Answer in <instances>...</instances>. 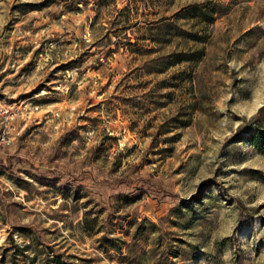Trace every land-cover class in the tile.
I'll use <instances>...</instances> for the list:
<instances>
[{
  "label": "rangeland",
  "instance_id": "obj_1",
  "mask_svg": "<svg viewBox=\"0 0 264 264\" xmlns=\"http://www.w3.org/2000/svg\"><path fill=\"white\" fill-rule=\"evenodd\" d=\"M259 127L264 0H0V264H264Z\"/></svg>",
  "mask_w": 264,
  "mask_h": 264
},
{
  "label": "trees",
  "instance_id": "obj_2",
  "mask_svg": "<svg viewBox=\"0 0 264 264\" xmlns=\"http://www.w3.org/2000/svg\"><path fill=\"white\" fill-rule=\"evenodd\" d=\"M201 56H202V52L200 51L193 53H178L167 57V64L169 66H176L183 63H189L197 60ZM253 131H254V138L258 139L257 145L259 149L264 153V128L262 127L253 128ZM67 138L68 136L67 134H65L59 139L57 144L62 145L63 143L66 142Z\"/></svg>",
  "mask_w": 264,
  "mask_h": 264
}]
</instances>
